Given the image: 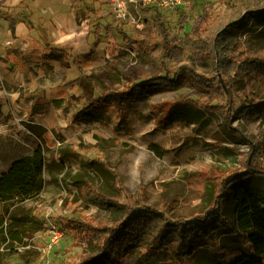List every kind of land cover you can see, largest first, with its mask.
<instances>
[{"label":"rangeland","instance_id":"rangeland-1","mask_svg":"<svg viewBox=\"0 0 264 264\" xmlns=\"http://www.w3.org/2000/svg\"><path fill=\"white\" fill-rule=\"evenodd\" d=\"M92 2L93 11L85 12L90 31L86 43L65 41V34L49 42L46 34L57 26L46 22L37 28L41 38L29 47L8 49L21 54L16 68L25 70V81L7 86V147L19 150L18 155L40 148L46 164L43 192L13 209L16 220L42 229L25 238L24 246L2 245L0 264H78L90 252L67 231L63 247L45 256L40 251L58 218L112 225L123 221L139 200L157 205L164 197L189 199L198 188L188 183L191 174L242 171L253 145L264 143V119L235 120L239 131L229 133L224 116L200 107L219 103L217 84L208 90L188 84L151 90L122 112L114 107L86 109L90 100L103 94L113 99L158 72L172 78L181 68H190L211 84L222 68L213 58H202L198 49L205 13L215 24L229 21L221 28L219 44L258 46L264 43V0H187L169 12L128 2L121 14L106 0ZM148 43L167 46L161 52V71L150 58ZM247 96L255 98L249 90L239 92L234 109L246 105ZM176 103L177 110L166 120L168 108ZM2 116L0 106V122ZM247 194L259 197L264 207V180L229 190L232 221ZM140 260L136 254L125 264ZM197 264L213 263L205 256Z\"/></svg>","mask_w":264,"mask_h":264},{"label":"trees","instance_id":"trees-1","mask_svg":"<svg viewBox=\"0 0 264 264\" xmlns=\"http://www.w3.org/2000/svg\"><path fill=\"white\" fill-rule=\"evenodd\" d=\"M86 7L87 11H93L92 6ZM4 15L0 14L3 18ZM228 22L215 24L205 13V18L199 23L204 32L203 40L198 43V49L205 55L202 58H213L222 68L221 74L215 76L211 84L190 68H181L172 78L158 72L142 84H132L113 99L103 94L90 100L86 109L114 107L122 112L151 90H177L186 84L208 90L217 84L219 103L216 106L200 103V107L224 116L229 133L239 131L233 127L235 120L264 119V43L258 46L247 42L230 46L219 44L221 28ZM149 48L153 51L149 54L151 60L161 71L162 53H166L167 46L148 43ZM257 85L260 87L258 93ZM245 90L255 98L247 96L246 105L234 109V97ZM227 101L229 103L225 104ZM177 106V103L170 105L166 120ZM45 164L44 154L38 148L32 155L16 160L0 178V202L3 205L0 247L7 243L24 246L25 238L41 231V226L30 228L23 220H16L13 209L38 198L43 192ZM243 168L232 173L212 170L191 174L188 183L198 186L192 190L194 197H164L157 205L139 200L128 210L123 221L112 225L95 226L87 219L58 218L59 226L77 239L78 246L90 252L84 254L78 264H125L136 254L141 260L135 264H197L205 256L213 264H264V207L261 199L247 194L236 209L235 221L227 214L230 189L264 180L263 142L253 145ZM7 218L11 220L8 224Z\"/></svg>","mask_w":264,"mask_h":264},{"label":"crops","instance_id":"crops-1","mask_svg":"<svg viewBox=\"0 0 264 264\" xmlns=\"http://www.w3.org/2000/svg\"><path fill=\"white\" fill-rule=\"evenodd\" d=\"M92 1L0 0V14H5L4 18L0 16V106L5 115L2 116L4 121L0 122V178L16 160L29 156L27 153L18 155L19 150L7 147V91L12 84H22L25 81V70L16 68L19 59H22L21 54L12 55L8 53V49L29 47L32 42L36 41V37L41 38L37 34V28L46 22L57 26L53 32L46 34L49 42L56 43L53 37L59 39L65 34V37H68L65 41L77 42L79 40L86 43V40H90L88 38L90 31H88L87 22L89 21L85 12L87 11L86 5L91 6ZM67 32L74 33V36H67ZM19 118L22 119V117ZM2 209L3 205L0 202V214Z\"/></svg>","mask_w":264,"mask_h":264},{"label":"built area","instance_id":"built-area-1","mask_svg":"<svg viewBox=\"0 0 264 264\" xmlns=\"http://www.w3.org/2000/svg\"><path fill=\"white\" fill-rule=\"evenodd\" d=\"M187 0H108L110 9L117 14L124 13L128 2L136 3L144 8H159L164 12L173 11L185 5ZM52 230L45 246L41 251L43 256L64 246V230L58 223L52 224ZM60 229V230H59Z\"/></svg>","mask_w":264,"mask_h":264}]
</instances>
